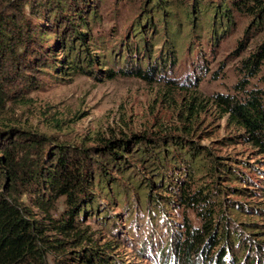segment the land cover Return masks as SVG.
<instances>
[{
  "label": "trees",
  "instance_id": "obj_1",
  "mask_svg": "<svg viewBox=\"0 0 264 264\" xmlns=\"http://www.w3.org/2000/svg\"><path fill=\"white\" fill-rule=\"evenodd\" d=\"M152 1L147 0L144 4V16L152 28L153 16H160L163 33L169 35L168 39H172L174 46L181 34L177 20L175 34L171 30L174 22L169 18H173L170 11L173 9L183 15L184 21H192L191 25L185 26L192 28V32L200 28L195 20L201 22L207 12L210 15L208 28H212V39L215 41L228 33L235 15L252 18L246 34L252 29L263 32L260 44H256L254 51L241 60L240 71L244 78L242 84L240 82L236 87L242 90V96H216L223 114L228 116L238 132L234 136H225L220 143L249 144L261 166L257 168L244 159L218 156L208 146L196 143L190 135L195 134L192 124L198 112H193L192 107L186 114L189 123L181 126V134L130 132L119 138L101 139L99 146L90 148L11 125L0 127V264H40L51 253H72L64 251V247L74 242L82 245L84 237L91 239L94 247L84 246L76 250L73 259L79 260L76 258L79 256L83 263L115 264L111 254L106 251L113 250L118 245L117 240L95 241L81 227L87 215L100 212L98 203L103 194L108 195L110 200L115 198L113 203L122 199L124 211L131 210L137 204L134 216L142 210L147 213L151 223L158 225L168 223V213L176 207H185L197 213L202 226L193 228L188 217L184 216V239L172 241L175 255L184 259L191 260L193 255H199L209 258L206 264H226L229 257L228 264H255L259 255L261 259L264 258V224L254 219L238 221L240 216H247V211L264 212L262 207L250 204L253 202H242L250 193L256 192L251 187L254 176L262 181L264 179V92L248 86L250 79L257 77L264 67V0H192L191 5L188 0ZM92 4H96V0H0V66L9 60L14 65L22 66L19 69L24 72L32 62L39 60L47 64L41 67L71 75L70 79L80 74L98 80L102 76L107 79L136 76L151 83L158 80L156 75L163 72L169 60L172 63L175 61L174 53L168 58L162 55L160 62L146 59V67L139 68L141 49L142 56L146 54L148 58L152 54L148 42L143 48L139 44L141 49L129 50L132 54L138 53L137 65L130 66L126 62L119 66V61L114 60L117 68L103 67L107 65L106 56L96 49H101L100 44L107 47V41L103 33L92 34L99 25L96 6ZM135 25L130 36L142 41L149 26L141 27V23ZM52 28L56 35L53 43L42 46L43 49L37 51L34 59L28 61L30 35L40 30L39 40L47 42L49 35H52L49 29ZM245 43L244 39L239 40L234 53L240 54L245 50ZM57 51L59 54L63 52V56L58 57ZM112 51V54L121 52L115 44ZM21 76L27 78L24 73ZM29 78L28 86L40 88L36 78ZM167 82H170V87L174 86L172 79ZM5 105L6 97L0 91V111ZM106 164L116 167L122 177L118 179L113 176ZM137 167H143V174ZM178 172L186 177L183 178ZM201 177H205V183L195 185ZM224 181H230V184ZM127 185L135 186L136 199ZM227 194L239 199L227 197ZM24 195L32 207L45 216L37 219L28 202L26 205L20 200ZM61 198L67 205L64 216L58 219L51 215V210ZM102 215L104 222L110 215L109 210L104 209ZM235 246L242 252L253 246L257 255L253 258L254 262H251L250 255L251 258L244 261L240 256L232 257L231 250ZM64 257L67 261V255Z\"/></svg>",
  "mask_w": 264,
  "mask_h": 264
},
{
  "label": "rangeland",
  "instance_id": "obj_2",
  "mask_svg": "<svg viewBox=\"0 0 264 264\" xmlns=\"http://www.w3.org/2000/svg\"><path fill=\"white\" fill-rule=\"evenodd\" d=\"M146 3L147 0H96V4L92 5L96 6L99 25L92 34L105 35L107 47H103L98 41L101 49L96 51L106 56L107 65L103 67L107 68H117L113 63L114 60L119 61V66H123L126 62L130 66L137 65L138 53L132 54L129 50L140 48L139 44L143 48L148 42L151 44L152 54L148 58L146 54L142 56L140 48L141 60L138 66L141 69L146 67V59L160 62L162 55H167L168 58L175 54V61L172 63L169 60L163 67V72L156 75L158 80L148 83L136 76H117L114 79L102 76V79L98 80L83 74L70 79L71 75H62L52 68L41 67L45 63L39 60L32 62L30 67L24 65L27 68L24 72L19 69L22 66L14 65L7 60L4 66H0V91L6 97V105L0 111V127L6 128V125H11L46 136L58 137L63 142L79 147L85 145L86 148H90L99 146L101 139L119 138L130 132L181 134L183 133L180 130L181 126L189 123L186 114L192 107L193 112H198L196 115L198 117L193 119L194 124H192L195 134L190 135L196 143L208 146L218 156L244 159L259 168L261 165L257 163L258 157L249 144L220 143L225 136H234L238 132L228 116L223 114L222 107L216 102V96L218 94L242 96V90L236 87L240 82L242 84L244 78L243 72L240 71L241 60L254 51L256 44H260L263 40V32H258L257 29L254 32L252 29V32L246 34L245 30L252 18L235 15L234 23L230 24L228 33L215 41L212 39V28H208L207 21L210 15H207V12L201 22L195 20L200 28L192 32V28L185 27L191 25L192 21H184L183 15L173 9L170 10L173 18H169L174 22L171 30L175 34L177 20L180 22L181 34V38L174 46L172 39H168L169 35L163 33L164 25L160 16H153L151 21L153 28L149 25L150 22L144 16ZM191 3L192 0H188V4ZM136 23H141V27L149 26L142 41L137 37L132 39L130 36ZM49 30L52 31V35H49L47 42L39 40L40 30L30 35L32 40L29 45L30 50L27 52L28 61L34 59L37 51L43 49L42 46L53 43L56 37L53 33L55 29ZM242 39L246 42L245 50L240 53L241 55L235 54L237 43ZM135 41L138 43L133 44ZM41 42L43 44L40 45ZM113 44L121 51L119 54H112ZM57 53L59 54V51ZM62 53L57 56L62 57ZM28 64L29 62L27 66ZM22 73L27 75V78L21 76ZM29 77L36 78L40 88L33 89L28 86ZM168 79L174 81L171 82L174 83L173 87L168 85L170 83L167 82ZM248 86L260 88L264 92V67L257 77L250 79ZM87 162L90 163V160ZM107 166L113 176L118 179L122 177L116 167ZM137 169L143 174V167ZM180 175L186 177L184 174ZM204 181H206L205 177H201L195 185L204 184ZM229 182L224 181L225 184H230ZM127 186L130 187V194L136 199L134 194H138L135 186ZM251 187L255 188L256 192L250 193V196L242 199V202H253L250 204L264 209V179L262 181L254 176ZM107 196L103 194L99 198L100 212L87 215L81 227L85 234L90 235L95 241L103 243L106 239L117 240L118 245L113 250L106 251L111 254L115 264H190L191 262L206 264L209 258L193 255L191 260L184 259L178 254L175 255L172 249V241L177 238L184 239L186 230L184 216L188 217L193 228L202 226L201 218L197 213L185 207H176L169 211L168 223L158 225L156 222L151 223L147 213L142 210L134 216L135 210L138 209L137 204H134L131 210L124 211L122 199L113 203L115 198L110 200ZM226 196L239 199L230 194ZM20 200L26 205L28 202L32 207L26 195ZM66 205L64 198H61L51 210V215L60 219L64 216ZM32 208L37 219L45 216L36 207ZM104 209H108L110 215L103 222ZM246 215L240 216L238 221L246 222L254 219L264 224V212L247 211ZM257 215L260 217H255ZM228 216L232 215L228 214ZM82 243V245H78L77 242L68 243L64 251L72 253L63 255L51 253L47 260L40 264H88L80 261L79 256H76L79 260L72 258L76 250L83 249L84 246L94 247L91 239L87 240L86 237ZM252 247L242 252L238 246H235V249L231 250V256H240L242 261L251 256L250 260L254 262L253 258L257 255ZM65 255L68 257L67 261L64 260ZM260 257L259 255V260L255 264H264V258ZM229 260L227 257L226 264Z\"/></svg>",
  "mask_w": 264,
  "mask_h": 264
}]
</instances>
